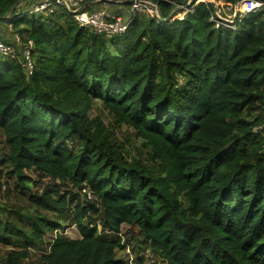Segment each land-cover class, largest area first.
<instances>
[{
	"label": "trees",
	"instance_id": "16d2710c",
	"mask_svg": "<svg viewBox=\"0 0 264 264\" xmlns=\"http://www.w3.org/2000/svg\"><path fill=\"white\" fill-rule=\"evenodd\" d=\"M15 1L0 0V16ZM171 1L156 0L163 17L189 0ZM19 5L0 21L32 42L33 70L0 54V191L4 175L24 193L36 184L26 172L51 181L28 195L31 213L0 207L3 264L32 250L44 264H128L117 256L123 225L167 264H264V133L253 131L264 112V7L230 28L212 19V0H191L182 19L184 10L135 13L106 37L65 10ZM94 101L149 148L142 157L90 114ZM84 186L93 199H77Z\"/></svg>",
	"mask_w": 264,
	"mask_h": 264
},
{
	"label": "rangeland",
	"instance_id": "374dc122",
	"mask_svg": "<svg viewBox=\"0 0 264 264\" xmlns=\"http://www.w3.org/2000/svg\"><path fill=\"white\" fill-rule=\"evenodd\" d=\"M220 2H224V0H220ZM30 3L26 1L24 4ZM129 6V5H128ZM244 8V7H242ZM231 14L229 10L227 11L222 7L221 16L227 19L231 18ZM18 36L17 32L9 26L8 23L0 21V40L4 41V43H11L13 49L15 48L17 59H21L22 57V48L21 42L16 40L15 36ZM22 41V40H21ZM14 59V58H13ZM90 114L98 115L104 121V123L112 130V135L115 140H117L118 144H120L123 150L127 153V155L131 158H139L146 153L149 148L142 146L141 140L137 139L134 136V132L131 128L122 125V126H111V117L107 115L106 109L100 104L99 101H94L93 108L90 111ZM6 150V146L4 143V136L0 132V160L2 159V155ZM0 168H2V164L0 162ZM36 184L29 183L27 184L30 187L29 190L25 191L26 193L20 191V187H15V177H8L6 175L3 176L2 184L3 189L0 191V207L6 206L8 210L21 209L23 211H29L31 213V208L33 206L30 205L28 201V195L30 193L41 192L42 188L51 181L48 178L40 179L36 173L34 172H26ZM69 187H63L62 189H67ZM74 192L77 193V199L82 201L84 199L83 192L74 188ZM14 208V209H13ZM7 214L3 213L2 215ZM65 222H63L64 224ZM67 226V227H66ZM63 234L70 237H78L79 232L77 226L75 224L64 226ZM110 235V234H108ZM121 236L122 241L125 243V248L121 251L117 252V256L124 258L128 264H167L164 260H162L157 254L151 252L148 247L144 246L142 243V237L139 233V230L136 227L130 225H123L121 228V232L118 234ZM55 237L54 233H46L43 235V239L45 241H50ZM138 246L141 247L138 250ZM133 247V248H132ZM10 250L9 247L0 245V264H3V260L6 256V253ZM48 250V248H47ZM42 253L39 251L32 250L30 255L21 261L20 264H44L41 260ZM141 257V259L136 260V258Z\"/></svg>",
	"mask_w": 264,
	"mask_h": 264
},
{
	"label": "built area",
	"instance_id": "2783aa9c",
	"mask_svg": "<svg viewBox=\"0 0 264 264\" xmlns=\"http://www.w3.org/2000/svg\"><path fill=\"white\" fill-rule=\"evenodd\" d=\"M87 0H37L33 2L29 9L23 14L29 15H49L59 9H64L66 12L71 13L77 23L86 27L88 30L103 34L106 37H111L116 34L123 33L127 30L129 21L135 13L146 14L152 17H158L156 9V0H128L130 5L125 12L124 16L115 15L108 7L107 4L110 0H97L101 5L98 8L89 9L90 5H85ZM173 3L171 0H166ZM213 4L216 2V8L213 11L212 19L217 24L225 25L226 27L234 28L235 18L242 17L248 12L259 11L264 7V0H235L234 3L220 2V0H212ZM179 9L171 11L170 15L179 10H184L178 14V18H183L185 11L189 10L188 6L175 4ZM224 7L229 10L231 18L227 19L221 16V9ZM244 7V8H242ZM172 10V9H171ZM11 26V24H9ZM17 41L21 42L22 56L24 60L22 65L27 75H30L33 70V60L31 57V49L33 44L31 41L23 43L19 35L15 36ZM0 54L3 56H9L11 58L16 57L15 48L11 46V43H4L0 40ZM254 132L264 133V112L262 114L261 121L253 128ZM83 192L85 199H93V195L89 191L88 187L84 186L80 189Z\"/></svg>",
	"mask_w": 264,
	"mask_h": 264
},
{
	"label": "crops",
	"instance_id": "0c3cea01",
	"mask_svg": "<svg viewBox=\"0 0 264 264\" xmlns=\"http://www.w3.org/2000/svg\"><path fill=\"white\" fill-rule=\"evenodd\" d=\"M29 1V0H28ZM125 0H110V3L107 4V7L115 14V15H120V16H124L125 15V12L126 10L128 9V6H126L123 2ZM33 2H37V0H32L30 1V3L28 4H24L25 2H22L20 3L19 7L17 8V12H20V13H25L27 11V9H29L30 5L33 3ZM90 7L89 9H92V8H98L100 7L99 5H101L99 2H96V3H91L89 4ZM61 10H64V9H61ZM18 34V33H17ZM70 237V236H69ZM70 238H79L78 237H70Z\"/></svg>",
	"mask_w": 264,
	"mask_h": 264
},
{
	"label": "water",
	"instance_id": "95a60500",
	"mask_svg": "<svg viewBox=\"0 0 264 264\" xmlns=\"http://www.w3.org/2000/svg\"><path fill=\"white\" fill-rule=\"evenodd\" d=\"M24 1H26V0H16V1L13 2L12 4H10L9 7H8V10H7V14L4 15V16H0V19H6V18H9V17L12 15V13H13L14 8H15L18 4H20V3L24 2ZM95 1H97V0H89V1H86L85 5H89V4H91V3L95 2ZM190 3H191V0H189L186 4H184V6H188V5H190ZM155 5H156V9H157V14H158V17H157V18H158L159 20H168V19H169V16H170V12L179 9L178 6H174V7L172 8V10L168 13V15H167L166 17H163L162 14H161V11H160V8H159V5L156 4V3H155ZM215 8H216V2L214 3V9H215Z\"/></svg>",
	"mask_w": 264,
	"mask_h": 264
}]
</instances>
